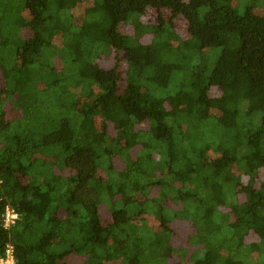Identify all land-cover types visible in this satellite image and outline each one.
<instances>
[{
	"label": "trees",
	"instance_id": "1",
	"mask_svg": "<svg viewBox=\"0 0 264 264\" xmlns=\"http://www.w3.org/2000/svg\"><path fill=\"white\" fill-rule=\"evenodd\" d=\"M8 241L17 264H264V0H0Z\"/></svg>",
	"mask_w": 264,
	"mask_h": 264
},
{
	"label": "rangeland",
	"instance_id": "2",
	"mask_svg": "<svg viewBox=\"0 0 264 264\" xmlns=\"http://www.w3.org/2000/svg\"><path fill=\"white\" fill-rule=\"evenodd\" d=\"M176 21H177L178 29L185 32L186 27H187L185 21L182 20L181 18L177 19ZM105 65L108 66V67L112 66L113 65L112 60H111V62H108ZM11 115H13V118H18L20 116V113L17 112V111H13L11 113ZM213 115L216 117L217 110H213ZM139 127H141V128L145 127V124L141 125ZM117 167H118V164H117ZM100 173L103 176L104 175L107 176V171L105 169H103V170L101 169ZM152 194H153V196H157L158 192L156 190H153ZM175 208L178 209L179 208V204L176 203L175 204ZM100 211H101V218L104 221V223L110 222L111 213L109 211L108 206L102 205L101 208H100ZM142 218L144 219V221L140 220L141 222H144L145 224L151 226V228L156 230L157 226H156V223H155L153 217L143 215ZM174 225H175V227H174V232L172 234L171 244L176 246V247H178V246H180V245H182V244H184L186 242L185 241L186 240V236L191 232L192 228H191V226H190V224L188 222L183 221V220L182 221H176ZM175 258H176V256H174L173 258L171 257L170 258V263L171 262L174 263L175 262Z\"/></svg>",
	"mask_w": 264,
	"mask_h": 264
},
{
	"label": "clouds",
	"instance_id": "3",
	"mask_svg": "<svg viewBox=\"0 0 264 264\" xmlns=\"http://www.w3.org/2000/svg\"><path fill=\"white\" fill-rule=\"evenodd\" d=\"M20 219V214L16 212L10 205L5 207L4 210V223L3 227L8 229L15 224L17 220ZM14 246L12 244H7L5 246V257L0 258V264H16V258L14 256Z\"/></svg>",
	"mask_w": 264,
	"mask_h": 264
},
{
	"label": "built area",
	"instance_id": "4",
	"mask_svg": "<svg viewBox=\"0 0 264 264\" xmlns=\"http://www.w3.org/2000/svg\"><path fill=\"white\" fill-rule=\"evenodd\" d=\"M8 206V205H7ZM11 206V205H10ZM16 212H18L13 206H11ZM19 213V212H18ZM2 222L4 223V213H3V215H2ZM17 222V221H16ZM16 222H15V224H16ZM14 224V225H15ZM13 226V225H12ZM11 226V227H12ZM11 227H9L8 229H10ZM7 244H12L13 246H14V243L12 242V241H8L7 242ZM6 244V245H7ZM14 249H15V246H14ZM14 256H15V258H16V255H15V251H14ZM0 258H6L5 257V249H4V252L0 255ZM16 264H17V259H16Z\"/></svg>",
	"mask_w": 264,
	"mask_h": 264
}]
</instances>
